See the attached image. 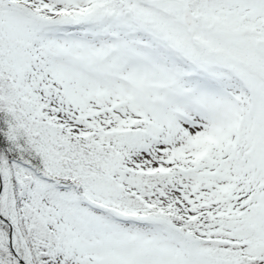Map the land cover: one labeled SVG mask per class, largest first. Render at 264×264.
Masks as SVG:
<instances>
[{
    "label": "snow or ice",
    "instance_id": "6c2138e0",
    "mask_svg": "<svg viewBox=\"0 0 264 264\" xmlns=\"http://www.w3.org/2000/svg\"><path fill=\"white\" fill-rule=\"evenodd\" d=\"M0 264H264V0H0Z\"/></svg>",
    "mask_w": 264,
    "mask_h": 264
}]
</instances>
